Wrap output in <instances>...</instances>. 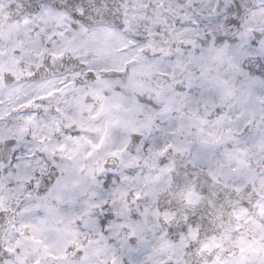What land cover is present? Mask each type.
<instances>
[{
  "label": "clouds",
  "instance_id": "1",
  "mask_svg": "<svg viewBox=\"0 0 264 264\" xmlns=\"http://www.w3.org/2000/svg\"><path fill=\"white\" fill-rule=\"evenodd\" d=\"M0 264H264V0H0Z\"/></svg>",
  "mask_w": 264,
  "mask_h": 264
}]
</instances>
